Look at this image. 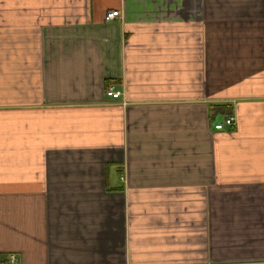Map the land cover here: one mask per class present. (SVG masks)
I'll list each match as a JSON object with an SVG mask.
<instances>
[{
	"label": "crops",
	"instance_id": "crops-1",
	"mask_svg": "<svg viewBox=\"0 0 264 264\" xmlns=\"http://www.w3.org/2000/svg\"><path fill=\"white\" fill-rule=\"evenodd\" d=\"M0 264H264V0H0Z\"/></svg>",
	"mask_w": 264,
	"mask_h": 264
},
{
	"label": "built area",
	"instance_id": "built-area-1",
	"mask_svg": "<svg viewBox=\"0 0 264 264\" xmlns=\"http://www.w3.org/2000/svg\"><path fill=\"white\" fill-rule=\"evenodd\" d=\"M119 16H121L120 11L114 10L112 12H109L107 14L106 18L108 20H113V19H115V18H117ZM108 94L110 96H113L114 98H118V97L121 96L122 93H121V91H115V92L114 91H109ZM234 120H235V117L229 116L228 118H226L225 122L216 124V128L217 129H223L225 127V125H227V124L228 125H233L234 124ZM13 259H15V258H13Z\"/></svg>",
	"mask_w": 264,
	"mask_h": 264
}]
</instances>
